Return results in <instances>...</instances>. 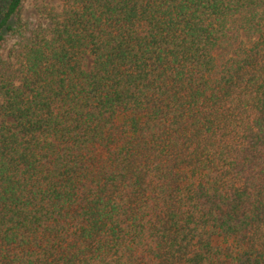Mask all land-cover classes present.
<instances>
[{
	"label": "trees",
	"instance_id": "16d2710c",
	"mask_svg": "<svg viewBox=\"0 0 264 264\" xmlns=\"http://www.w3.org/2000/svg\"><path fill=\"white\" fill-rule=\"evenodd\" d=\"M0 0V264H264V0Z\"/></svg>",
	"mask_w": 264,
	"mask_h": 264
},
{
	"label": "rangeland",
	"instance_id": "374dc122",
	"mask_svg": "<svg viewBox=\"0 0 264 264\" xmlns=\"http://www.w3.org/2000/svg\"><path fill=\"white\" fill-rule=\"evenodd\" d=\"M50 4L47 0H26L23 17L27 20L37 21L39 19V5Z\"/></svg>",
	"mask_w": 264,
	"mask_h": 264
}]
</instances>
